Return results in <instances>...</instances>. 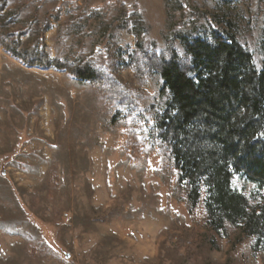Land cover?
<instances>
[{"label":"rangeland","instance_id":"rangeland-1","mask_svg":"<svg viewBox=\"0 0 264 264\" xmlns=\"http://www.w3.org/2000/svg\"><path fill=\"white\" fill-rule=\"evenodd\" d=\"M178 1L181 11L166 0L11 1L22 24L50 21V57L110 69L132 100L108 103L94 86L28 68L0 47V264H264L240 228L210 229L202 184L190 205L169 146L152 130L169 94L158 75L136 72L131 30L137 11L143 51L172 43L180 56L179 31L231 33L261 71L264 0ZM231 187L249 206L264 197L241 174Z\"/></svg>","mask_w":264,"mask_h":264},{"label":"trees","instance_id":"trees-1","mask_svg":"<svg viewBox=\"0 0 264 264\" xmlns=\"http://www.w3.org/2000/svg\"><path fill=\"white\" fill-rule=\"evenodd\" d=\"M11 1L0 0L4 52L28 68L64 71L97 88L108 103L131 102L127 85L110 69L85 59L50 57L44 41L50 21L34 18L22 24L20 12L8 9ZM171 2L184 9L178 0H166L167 6ZM132 19L135 52L141 54L136 72L158 75L169 94L164 111L154 117L153 134L169 146L179 181L187 182L190 205H196L202 184L210 229L225 236L226 225L240 228L254 238L253 249L264 253V197L249 206L247 197L231 187L233 175L241 174L264 190V69L255 68L251 53L233 34L216 30L202 36L177 32L184 56L172 43L149 54L143 51L147 28L142 16L136 11Z\"/></svg>","mask_w":264,"mask_h":264},{"label":"water","instance_id":"water-1","mask_svg":"<svg viewBox=\"0 0 264 264\" xmlns=\"http://www.w3.org/2000/svg\"><path fill=\"white\" fill-rule=\"evenodd\" d=\"M66 258H68V255H66Z\"/></svg>","mask_w":264,"mask_h":264}]
</instances>
